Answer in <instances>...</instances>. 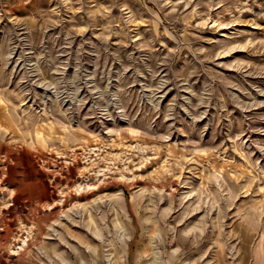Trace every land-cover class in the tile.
<instances>
[{
    "label": "rangeland",
    "instance_id": "obj_1",
    "mask_svg": "<svg viewBox=\"0 0 264 264\" xmlns=\"http://www.w3.org/2000/svg\"><path fill=\"white\" fill-rule=\"evenodd\" d=\"M0 264H264V0H0Z\"/></svg>",
    "mask_w": 264,
    "mask_h": 264
}]
</instances>
